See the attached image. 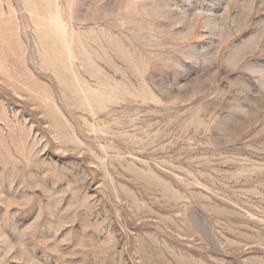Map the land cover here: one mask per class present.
<instances>
[{
	"label": "rangeland",
	"instance_id": "1",
	"mask_svg": "<svg viewBox=\"0 0 264 264\" xmlns=\"http://www.w3.org/2000/svg\"><path fill=\"white\" fill-rule=\"evenodd\" d=\"M0 264H264V0H0Z\"/></svg>",
	"mask_w": 264,
	"mask_h": 264
}]
</instances>
